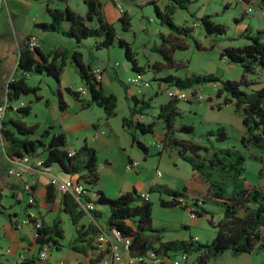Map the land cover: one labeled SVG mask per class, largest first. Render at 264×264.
<instances>
[{
	"label": "trees",
	"instance_id": "16d2710c",
	"mask_svg": "<svg viewBox=\"0 0 264 264\" xmlns=\"http://www.w3.org/2000/svg\"><path fill=\"white\" fill-rule=\"evenodd\" d=\"M27 1L45 3L50 22L34 24L37 29L61 34L67 39H73L77 45L89 38L94 39L93 48L97 51L116 45L124 51L130 69L135 74L144 76L148 70L152 69V73L158 75L167 70V74L163 77L152 76L151 80L148 79L150 83L158 81V88L161 82H165L177 90L194 89L195 98V89L199 86L215 85L216 98L224 97L222 104L217 105V109L220 110L222 106L227 105L233 106L234 112L241 118L243 128L239 144L243 149L258 152V156L251 155L249 158L261 165L258 176L261 177L264 174V82L259 85L249 79L252 76L257 77V72L264 71V29L245 35L243 38L247 43L244 45L225 47L220 52V58L241 68L238 80L222 79L214 74H191L178 77L169 71L176 72L184 67L182 62L174 59V54L187 49L186 41L190 39L197 50H203L193 37V27L180 26L173 21V14L177 9L189 13L193 0H167L168 3L162 9L154 0H149V5L153 6L159 24L169 30L167 34H159V43L151 48L152 52L158 54L161 61L156 60L150 69L147 64L144 66L139 64L130 44L120 38L115 27L105 20L100 0H83L84 15L78 14L68 5L71 0ZM256 1L264 6V0ZM54 2L59 6H54ZM189 14L194 26H201L206 37L227 39L226 26L215 23L212 15L197 16L196 12ZM119 23L122 32L129 31L131 24L128 15L122 13ZM32 36H27L18 47L16 70L20 76L7 83L6 112L12 109V103L19 101L23 96L32 94L36 102L42 100L37 95L39 88L27 83L30 75H45L59 83L64 67L69 64L75 69L80 80V87L86 89L87 95L82 97L76 90L65 89V91L81 102L82 109L95 106L101 108L107 118L116 116L117 98L103 90L101 79H97L94 74L97 65L86 64L82 54L75 49L54 50L48 56H44L38 47L29 46V39ZM212 48L213 45L210 46V49ZM102 72L103 69L101 74ZM56 96L58 108L63 112L66 105L59 92ZM128 100L130 103L128 116L122 119V125L130 130L132 143L145 154L147 148L137 137L155 133V122L141 121L145 115L144 111L150 107L151 99L145 101L133 95ZM179 101L169 99L159 105L156 121L163 134L160 149L166 148L175 152L180 160L189 165L192 176L178 190L154 185L145 194L149 196L148 193H157L167 196L168 201L159 200L162 208L178 207L183 210L188 209L195 218L208 217V223L215 230V235L206 243H201L197 238L190 236L186 240L162 241L164 229L152 227V203L144 200L141 194L134 190L116 198H108L102 192L96 191L98 176L94 149L83 144L74 155H69V152L65 150L64 134L55 133L52 127L45 128L36 136L37 127L26 125L21 120L30 112L29 106L24 102H19L14 112L21 118L20 120L5 121L4 119L2 123L0 157L5 160L8 168L14 164V161L28 158L31 163L42 160L40 167H33L35 171L43 172L56 166L65 175H79L75 182L83 187L82 202L93 204L96 210L91 213L95 224L89 223L87 227L78 226L84 212L70 196H61L63 212L69 215L71 224L75 227L76 237L70 244V249L74 252L86 255L87 249L95 250L91 236L96 237L101 230L108 235L112 234L117 241L128 240L127 256L140 258L137 264H164V260H167L171 253L181 254L183 264L187 263L190 255H195L196 264H208L224 253L239 257L254 251L264 252V187L249 184L244 178L245 157L241 151L219 146L229 138L224 126L209 130L203 138L205 143H198L194 140L192 126L177 125V120L181 116L176 106ZM135 116L140 117V120L134 119ZM32 189L29 193L27 192L30 197H32ZM54 197V188L49 184L45 201L51 203ZM102 206L108 208V216L103 224L100 221L102 212L98 210ZM209 207L217 210L213 211ZM0 209L1 216L3 210L1 194ZM215 213H218L219 217L217 222H214ZM41 224V228L34 229L39 253L45 247L59 250L60 241L64 238L61 219H55L51 226ZM2 257L3 255H0V264L9 262V259ZM154 261L158 262L154 263ZM96 262L100 264L101 261L98 258ZM13 264L52 263L42 261L38 255L37 258L31 259L21 257L19 262Z\"/></svg>",
	"mask_w": 264,
	"mask_h": 264
},
{
	"label": "crops",
	"instance_id": "0c3cea01",
	"mask_svg": "<svg viewBox=\"0 0 264 264\" xmlns=\"http://www.w3.org/2000/svg\"><path fill=\"white\" fill-rule=\"evenodd\" d=\"M100 2L102 5V13L105 20L108 23L112 24L115 29L117 24H119V19L122 13H125L130 17L129 10L133 9V7H146L149 5V0H100ZM154 2L158 5V0H154ZM203 2H206V0H203ZM81 4L84 5L83 0H81ZM194 4L195 6L199 5V0H193L192 5ZM53 5L59 6V4L56 2H54ZM218 7L220 8L219 12L214 11L213 14L203 13L197 16L212 15V20L215 23L226 26L228 33L229 24L216 20L218 19L217 16L219 15L231 13V22L234 23L235 28H239H236L237 32L234 35H227V39H241L245 35L250 34V32L252 33L256 30L264 29V6L259 4L256 0H220L218 3ZM31 9H35V14L33 16H30ZM49 22L50 18L45 10L44 2H31L27 0H0L1 101L5 98L7 83L10 80L18 78L20 76V73L16 70L18 59V47L27 36L33 35L37 38V47L44 56H48L54 50H62L63 44H66L67 47L75 49V43L73 41L64 43L62 38H60L61 40L57 38L59 37L57 33L44 32L34 27V24ZM131 30L132 26L130 27L129 31ZM140 30L144 33L147 32V28L145 27H140ZM154 32L157 34L163 33L161 30L158 29ZM118 36L120 38H123L120 35ZM133 36L136 37L135 33L133 34ZM145 44L146 43H143L141 46H145ZM155 44L157 43H153L152 46H154ZM151 48V46L148 47V49L150 50ZM10 53L13 56V60L10 61L7 65L6 62ZM109 53L110 51L108 50V55L106 57V60L108 62L107 64L101 65L99 63H96L93 66L97 65L103 69L101 79L102 88L107 94L114 95L111 86L113 82L117 81V67L119 66V64L116 63L114 66L113 64L110 65ZM66 67L65 69H63L57 88V92L60 93L62 100L66 105V109L63 112L59 110L55 102V99L56 101H58V98H56L55 94L52 93L53 98L51 100L49 98L45 101L46 105L50 107L51 112L50 115H48V117L44 119L42 123L39 121H34V119L30 120L19 118L14 113L15 108H17L19 102L11 105L12 109L7 111L5 114V121H14L21 119L26 125L36 126V136L45 128L52 127L55 133L64 134L66 139L65 150L68 152L77 151L83 144H86L88 147L94 149L97 159L96 173L98 176L95 185V190L102 192L108 198L110 196L116 198L121 194L131 193L133 190L136 191V193L138 194L147 193L149 188L154 185H162L166 186L171 190H178L190 180L192 176L191 169L186 168L185 166H183V164H181L184 162L179 159L175 152L170 151L169 154H166V148H158L157 156L155 157L151 153V150L147 147V145H145L147 148L145 154L143 152H138L139 150H135L136 146L132 143L130 130L122 125V119L128 116V106L130 105L128 98L133 95L136 96L135 90L130 85L121 84L124 90V92H122L123 96L127 101V113H123V115L120 116V129L124 139L122 137L120 138L119 135L116 133V131L112 127V122L109 120V118L106 117L104 112H102L103 114L99 115V117L94 120L83 121L81 118L78 119L80 112H83L84 110L86 111L95 106L82 109V104L81 102H79V100L75 99L70 94L64 95L65 89H70L72 91L76 89L74 86L71 85L75 84L74 80L76 81V79H78V82L80 84V80L75 69L70 66L69 69L73 77V83H69L65 80L63 81V75L65 73ZM260 73L262 74L264 73V71L257 72V77L261 76ZM255 77L256 76H252L249 77V79L253 80ZM30 81L31 78L27 80L28 84ZM117 82L121 83L119 80ZM263 82L264 79L261 78V82H259V85ZM213 88L215 90L216 86L213 85ZM38 96L42 98V101L44 100V97L42 95ZM24 103L28 105L29 108H32L31 104H33V101L30 97L25 98ZM38 103H40V101ZM115 117H117V114ZM134 119L140 120V117L135 116ZM82 128H87L88 130H90L92 137L89 135L79 136L78 134H76V131H79ZM154 134H156L154 136V139L158 138L157 141L154 142H160L163 135L162 132L157 129ZM68 139L70 140L69 143L67 141ZM141 142L143 143V141ZM152 147L155 146L151 142L150 148L152 149ZM99 150L103 152L100 158H98L97 156ZM247 153L248 156H258V154L255 153L252 149H247ZM163 161L165 162V164H163ZM132 162H137L138 167L129 169V165ZM10 168L11 166L8 168V165L5 163V160L0 157V182H2V184H0V194L1 205L3 207L1 216H3L4 219L0 221V250L3 251V253L1 254L3 255L2 258L9 259V262H6V264H13L15 262H19L21 257H24V259H31L37 258L39 255V247L35 242L34 228L31 225L22 226L20 229H15L14 227V224L18 220L27 216H30L40 221L45 226H51L52 222L55 219L60 218L62 223L61 227L64 231L63 240L65 239L66 233L64 227V220L65 218L68 219V221L70 222V230L72 229L69 241L67 243L70 249V244L76 237L75 227L71 224L69 215L63 212V205L61 200L62 197L57 194L55 189V197L51 203H47L45 201V197L47 187H49L50 175L57 176L60 179H71L73 181H76L79 175H65L59 170L58 167L53 166L49 168L48 174L35 170L22 169L20 171L21 177L15 178L13 176L8 175V170ZM157 172H159L160 174L157 175ZM262 178H264V174L262 175ZM25 183L31 184L33 188L32 196L34 198V203L30 205L28 204V198L30 196L23 189V185ZM260 187H264V183H261ZM107 190H109L108 193ZM110 192H112V195H109ZM2 194H8L11 196L12 201L10 202L8 207H5L2 203ZM148 194L149 201L151 203L156 202V204L159 205V200H169V198L163 194ZM23 201H25L26 210L24 208L17 210L16 205L19 206V204ZM164 209H170L173 215H179L180 218L177 221L178 223H171L167 219L157 221V223H163L165 226L163 227V229H165V232L162 235V241L166 242L174 240H186L189 236L192 237V228L197 225V222L195 221L197 218L193 217V215L189 213L188 209L183 210L178 207ZM98 210H100L101 212L105 211V209L102 207L98 208ZM89 223V216L84 214L79 220L78 226L87 227ZM152 227H156V229H158L157 225L154 226L153 219ZM180 230L186 231L187 236L180 235L178 233L180 232ZM109 237L114 243L117 242L112 234H109ZM91 238L92 240H94L95 236L93 235L91 236ZM192 238H197V236H194ZM197 239L200 241L199 238ZM60 243H62V241H60ZM61 247L63 246L61 245ZM7 250H9V253L6 252ZM71 251L74 252L73 250ZM74 253L78 254V256H72L70 261L66 259L63 260L61 258H56L53 260V262H51L49 254L47 261L52 264H99L98 262H96V259L99 258V260L101 261L103 255L97 254V252L92 249H87L86 255L77 252ZM167 260H164V264H167Z\"/></svg>",
	"mask_w": 264,
	"mask_h": 264
},
{
	"label": "rangeland",
	"instance_id": "374dc122",
	"mask_svg": "<svg viewBox=\"0 0 264 264\" xmlns=\"http://www.w3.org/2000/svg\"><path fill=\"white\" fill-rule=\"evenodd\" d=\"M220 0H206V2H203V0H199V5L195 6L191 5L189 7V13L190 12H196V15H201L203 13H209L213 14L214 11L219 12L220 6L218 7V3ZM168 3L167 0H158V7L161 9ZM34 6V5H33ZM69 6L75 10L78 14L84 15L85 8L84 5L81 4V0H72L69 2ZM34 8V7H33ZM199 8V9H198ZM35 9H31L30 16H33L35 14ZM130 13V24L132 26V30L128 32H122L121 24H117L116 31L118 35L122 36L126 42L130 44V47L132 51L135 53V56L141 66L148 65L149 69L156 60L161 61V58L158 56V54L152 52L148 47H152L153 43H159V34L155 33V30H161L164 34L169 33V30L161 26L159 24L158 19L155 16L154 9L152 5H148L146 7H133V9L129 10ZM186 11L182 10H176L173 14V21L180 26H189L193 27V37L195 40L203 47V50L199 51L195 48L193 42L188 39L186 41L188 47L184 51L176 52L174 54V59L177 61L182 62L181 64L184 65L183 68H180L179 71H169V73L176 75L178 77H182L184 75H191V74H214L222 79H229V80H238L241 74V68L237 65L229 64L226 62L225 59L220 58V52L222 49L228 46H240L244 43H247V41L244 38L237 39V40H229V39H213L211 37H206L204 34V31L201 26H193V19L190 17V14ZM218 19L216 21L219 22H226L229 24L228 33L227 35H234L237 32V29L239 27L234 26V23L231 22V13L230 14H223L217 16ZM228 21V22H227ZM140 27L147 28V32L144 33L140 30ZM135 33V36L133 34ZM58 39L62 38L63 42H74L73 39H67L63 37V35L58 34ZM61 40V39H60ZM94 39H87L82 41L79 45H76L75 43V50L80 52L83 56V61L87 64L90 63L91 65H94L96 63H99L101 65L107 64V55L108 50L110 51L109 57H110V65L113 64V66L117 63L119 66L117 67V81L119 80L121 83H118L117 81L113 82L111 89L114 95L117 97V117L109 118V120L112 122V127L116 131V133L119 135V137L123 138V134L121 132V124H120V116L123 115V113H127V101L125 100L123 93L124 90L121 86V84H126L127 79H131L135 76V73L131 71L130 64L126 60L124 56V51L120 48H118L116 45L110 47L109 49H101L99 51L95 50L93 48ZM143 43H146L145 46H141ZM213 45V48L210 49V46ZM63 49H66L68 51H72L73 48L67 47L66 44H63ZM12 54L10 53L7 58V65L10 61L13 60ZM67 66V67H66ZM66 70L63 75V81L71 82L73 83V77L71 75L69 66L72 67L69 64H66ZM64 67V69H65ZM162 70V67L160 68ZM148 73L144 75L145 79H150L152 76L155 77H163L167 74V70H164L162 73H159L158 75H155L152 73V69L147 71ZM261 74V73H260ZM116 76V75H115ZM31 78V81L29 82V85H33L39 88L37 95H42L44 97V100L40 101V103H36L34 99V95L30 94L27 96H23L20 98L19 101H16L12 104H16L20 101L25 102V98L30 97L33 101V104H31L29 115L26 116L24 119H34V121L43 122L44 119L50 115V107L46 105V100L50 98V100L53 98L52 93L55 94V97L57 98V88L59 83H57L55 80H53L50 77H47L45 75H38V74H32L28 77L27 80ZM261 78L264 79V73L261 74L259 77H255L253 80L256 84H259L261 82ZM75 79V78H74ZM75 84H71L75 88H78L80 86L78 79L76 81L74 80ZM28 83V82H27ZM160 87L158 88V81H151V86L144 91L137 92L136 96L139 99H144L145 101L149 98L151 99L150 107L144 111L145 115L143 116L142 121L144 123H151L155 122V131L157 129H161L158 125V122L156 121V116L158 114V108L159 105L162 103H165L169 100L166 91L168 89H174L173 86H170L168 83L161 82ZM78 85V86H77ZM259 87V86H256ZM74 88V89H75ZM195 91L200 95L201 100H197L196 98L190 99L189 102L179 101L177 103V109L180 112V118L177 120V125H190L194 128V134H195V141L198 143H205V140L203 139L205 134L211 130L215 129L217 126H224L226 128V131L228 133V140L219 146L222 148H235L239 151H241L242 155L245 157V164H244V178L249 184L253 185H260L261 183H264V178L258 176V170L261 168V165L257 162H254L251 160L248 156L247 150L241 148L239 144V137L242 134V125L240 122V116L234 112L233 106H222L221 109H217V105L222 104L223 102V96L220 98H216L215 96V90L213 88L212 84H204L199 86L195 89ZM64 95H68L66 91H64ZM55 102L58 106V101ZM19 104V103H18ZM130 104V103H129ZM103 110L98 107H93L88 110H84L83 112L79 113V118H81L83 121L88 120H94L99 117V115L103 114ZM36 116V117H35ZM68 127V126H67ZM161 131V130H160ZM76 134L79 136L81 135H91V131L87 128H82L79 131H76ZM154 135L146 134V135H138V139L140 141H143L144 145H147V147L151 150V153L156 157L158 148L152 147L150 148V144L157 143L154 141H157V139H154ZM69 137V136H68ZM118 137V136H117ZM70 138V137H69ZM124 139V138H123ZM68 143L70 140H67ZM96 144V143H94ZM160 145V142H158ZM135 150L138 151L139 149L135 147ZM168 150V149H167ZM165 151L166 154L170 153V150ZM138 152H142L139 150ZM172 152V151H171ZM255 153L258 154L256 150H254ZM103 152L99 150L97 156L98 158L101 157V154ZM151 158V157H150ZM163 164L165 162L163 161ZM186 168H190L189 165L186 163H181ZM2 184V182H0ZM109 190H107V193ZM109 195H112V192L109 193ZM2 203L5 207H8L11 200V196L8 194H2ZM113 198V197H109ZM25 209V201L21 202L19 206L16 205V209ZM100 208V207H99ZM102 208L105 209L104 212H102V218H100L101 223L103 224L108 216V208L105 206H102ZM211 208V207H209ZM213 211L217 210L216 208H211ZM186 214V213H185ZM180 218L179 215H173L172 211L170 209H164L160 207L156 202L152 203V219L154 221V226H158V229H163L164 224L163 223H157V221L165 220L167 219L171 223H178V219ZM219 219L218 213L214 214V222H217ZM4 220L3 216H0V221ZM197 222V225L192 228V237L197 236V238L200 239L201 243H206L207 241H211L215 235V230L211 227V225L208 223V217L204 218H197L195 220ZM200 222V224H199ZM70 222L68 219L65 218L64 220V227L66 230L65 233V239L62 240L61 245L63 247H60L59 250L56 249H50V248H43V251H46L47 254L50 255V261L53 262L56 258H61L63 260H71L72 256H78V254L72 252L67 243L69 241L70 234L72 232V229L70 230ZM169 225V224H167ZM156 229V227H153ZM173 231V230H171ZM165 232V229H164ZM163 232V233H164ZM169 232V231H168ZM180 235H186V231L180 230L178 232ZM174 234V233H173ZM170 234V235H173ZM163 235V234H162ZM187 236V235H186ZM169 237V236H167ZM169 239V238H168ZM83 262V261H82ZM264 263V252L262 251H254L251 254H244L240 255L239 257H232L229 253H224L222 256H220L218 259L213 260L209 262L208 264H261ZM167 264H183L182 255L179 253H171L170 257L167 260ZM186 264H196L195 263V255L188 256L187 263Z\"/></svg>",
	"mask_w": 264,
	"mask_h": 264
},
{
	"label": "built area",
	"instance_id": "2783aa9c",
	"mask_svg": "<svg viewBox=\"0 0 264 264\" xmlns=\"http://www.w3.org/2000/svg\"><path fill=\"white\" fill-rule=\"evenodd\" d=\"M29 46L31 48L38 46V41L34 36H32L29 39ZM101 70L102 68L100 66L99 67L97 66L96 69L94 70V74L97 79H102ZM127 84L130 85L135 90L136 93L137 92L142 93V91H144L145 89L151 86V83L149 82V80L145 79V77L140 74H135L134 77H132L131 79H128ZM75 90L79 92L82 97L87 95L86 89L80 86L76 88ZM193 90L185 91V90H177V89H168L166 93L169 99H177V100L186 102L194 98ZM194 95L197 100H201V97L200 95H198L197 92ZM7 107H8V104H7L6 97H5L2 101L0 100V129L5 119V112L7 110ZM153 145L159 149L161 148V145H159L158 143H153ZM74 153L75 151L69 152V155H74ZM41 165H42V160H35L33 163H31L28 160V158H23L21 160L14 161V164L8 170V175L13 176L15 178H20L21 177L20 171L22 169L33 170L34 166L40 167ZM137 167H138L137 162H132L129 165V169L131 168L133 169ZM48 172L49 170L47 169L43 171V173H46V174H48ZM159 174L160 173L157 172V175ZM49 184L55 189V191L57 192L59 196H65V195L70 196L72 200L75 201L79 209L82 210L84 214L89 216L90 223L95 224V221L92 218L91 213L92 211L96 210V207L93 204H86L82 202L81 196L84 194L82 185L76 183L75 181L71 179H60L59 177L52 176V175H50ZM23 188L26 192L29 193L31 191L32 186L29 183H25L23 185ZM140 196L146 201L149 200V196L145 193L141 194ZM33 203H34L33 196L29 197L28 204H33ZM25 225H31L34 229H39L42 226L40 221L30 216H27V217H24L18 220L14 224V227L15 229H20L22 226H25ZM128 247H129L128 240H121V241H117L116 243H114L110 239L109 235L104 230H101L94 239L95 251L97 252V254H103L104 256L100 264H137L138 261H140L141 259L140 258L135 259V258L128 257L127 256ZM6 252L9 253V250H7ZM2 253L3 251L0 250V255ZM39 258L42 261H47L48 259L47 252L41 251L39 253ZM157 262L158 261H154V263H157ZM54 264H62V263H54Z\"/></svg>",
	"mask_w": 264,
	"mask_h": 264
}]
</instances>
